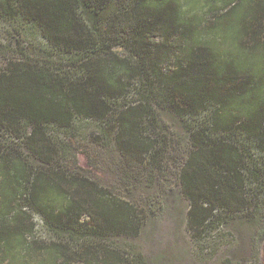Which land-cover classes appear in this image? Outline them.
Returning <instances> with one entry per match:
<instances>
[{
	"label": "trees",
	"instance_id": "obj_1",
	"mask_svg": "<svg viewBox=\"0 0 264 264\" xmlns=\"http://www.w3.org/2000/svg\"><path fill=\"white\" fill-rule=\"evenodd\" d=\"M0 15L39 26L50 46L82 71L61 74L26 60L0 68V131H12L48 165L35 167L0 147V264H140L118 250L83 256L66 244L31 239L39 228L31 210L52 227L83 225L96 235H137L158 213L166 194L158 187L140 214L89 177L53 166L64 147L48 126L68 127L76 114L97 117L101 126L114 123L112 141L125 164L157 159L168 140L147 105L111 107V98L124 95L136 74L141 84L152 76L151 85L170 87L167 97L180 96L186 111L205 117L189 127L180 174L191 222L203 225L218 208L240 223L249 216L254 197L246 193L238 137L264 151V0H0ZM123 43L127 53L121 57L115 46ZM149 59L152 74L145 77ZM116 174L130 185L124 171ZM153 183L147 181L150 189ZM261 212L243 219L260 227L258 251L264 241ZM83 215L88 219L80 221Z\"/></svg>",
	"mask_w": 264,
	"mask_h": 264
},
{
	"label": "rangeland",
	"instance_id": "obj_2",
	"mask_svg": "<svg viewBox=\"0 0 264 264\" xmlns=\"http://www.w3.org/2000/svg\"><path fill=\"white\" fill-rule=\"evenodd\" d=\"M115 49L121 57L127 53L125 43L115 46ZM11 60L38 61L43 67L61 74H82L65 53L50 46L39 26L20 17L0 15V68ZM137 62V59L131 61L133 65ZM151 64L152 60L149 59L145 77L148 73L152 74ZM150 77L151 80L152 76ZM139 78V74L134 76L135 84L124 95L111 98V107L119 111L125 107L124 102L147 105L150 117H153L156 126L168 140L155 161L140 158L134 160L132 166L125 164L123 156L112 141L114 123L101 126L102 121L97 117L76 114L70 126L51 123L48 131L64 147L63 154L56 158L53 166L89 177L114 196L132 202L140 209V214L147 212V198L158 187L162 193L166 191L163 201H160L158 213L153 220L149 219L142 226L137 235H96L83 225L66 230L52 227L45 223L40 213L31 210V215L39 226L37 233L31 235L32 241L37 239L46 244H66L72 251L77 249L85 252L83 256L87 255L86 252L98 254L118 250L123 259L140 260V264H264V241L259 251L257 245L261 235L260 227L243 222L246 217L259 218L263 214L261 211H264V151L258 144L243 136L238 137L243 154L242 165L247 176L246 193L251 199L254 197L248 210L249 216H244L240 223L234 215H220L218 208L215 211L217 216L203 225H194L188 213L191 203L180 190V174L188 157L189 127L206 121L205 117L203 112L186 111L180 96L167 97L170 87L151 85L150 80L144 85ZM104 95L110 97L108 91ZM119 95L117 93L115 96ZM151 132L152 127L148 123L146 133ZM98 135L104 138L102 142L97 141ZM108 141L110 144L106 146ZM0 147L4 154L11 152L17 159L24 156L35 167L48 166L33 157L23 140L10 130L0 131ZM115 165L119 166L118 171L115 170ZM123 171L128 175L130 185L121 183L117 178L116 173L121 175ZM150 178L154 180L152 189L147 184ZM83 219H88V216L83 215L80 221ZM76 264L84 262L78 261Z\"/></svg>",
	"mask_w": 264,
	"mask_h": 264
}]
</instances>
